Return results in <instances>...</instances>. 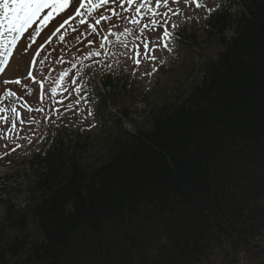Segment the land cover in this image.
I'll use <instances>...</instances> for the list:
<instances>
[{"label":"trees","instance_id":"1","mask_svg":"<svg viewBox=\"0 0 264 264\" xmlns=\"http://www.w3.org/2000/svg\"><path fill=\"white\" fill-rule=\"evenodd\" d=\"M227 1L205 35L216 56L158 79L134 132L109 76L96 154L93 134L60 131L0 175V264H236L264 239V0Z\"/></svg>","mask_w":264,"mask_h":264},{"label":"rangeland","instance_id":"2","mask_svg":"<svg viewBox=\"0 0 264 264\" xmlns=\"http://www.w3.org/2000/svg\"><path fill=\"white\" fill-rule=\"evenodd\" d=\"M110 1L111 0H109V2ZM139 3L140 0L138 4ZM168 4L170 8H173V10H175V12L177 13L173 18L172 23L178 25L185 23L186 25H184V27H194V30L187 31L195 34L197 40L196 45L201 47L203 51L201 50V52L198 54V48L196 47L195 51L190 53V55L187 56V52H182L180 58L176 59V57H174L173 48H169L168 50L162 48H155L152 50L145 48L141 50L140 48L139 53H132L127 58L124 56V59H128L126 70L129 73V76H127L126 78L127 81L124 80V82H121V85L123 87L125 86V89L127 91L122 90L123 97L119 95L118 101L123 98V105L130 107V109L132 110L130 117L135 118L134 121L136 120V122H139L140 116L144 113L142 111L143 113L140 112L139 114H135V112H139L144 109L145 105L143 106L142 96L154 90L156 86V79H162L163 81H166L167 77L173 74L174 80L176 78H181L182 74H184L183 70H185L189 66L191 67L192 63L202 62L206 57H215L216 52L219 51L218 43L213 41V43L209 45L210 43L208 42V39L202 33L201 26L206 25V12L202 6L195 8V10H192L191 8H189V6L184 5L182 9L181 0H177V2H172V0H169ZM117 6L118 10L121 11L122 7L118 4ZM123 7L127 8L128 6L125 3ZM107 8L108 4L103 8H97L95 10L97 12L101 11V13L109 16V13L104 12ZM129 11L130 13H132L133 9L129 8ZM144 14L146 13H141L140 16L142 17L144 16ZM135 19H140L139 15ZM162 20L164 21L165 17H162ZM116 27L121 26L118 25ZM154 27L155 25H150L147 30H144L143 26L133 23L128 26V29H126V33H122L119 35H117L118 33L115 34L116 37L121 36V39H127V36L130 34L132 36H136V39H131L129 42L138 43L141 47H145V45H148L149 42L153 41V39L159 37L160 31L156 30ZM141 28H143V31H141ZM112 29L114 28L112 27ZM51 31V29H46L44 32H42L36 44L46 39L50 35ZM75 34L72 35L75 37L69 44L75 45L74 48L76 49L73 52H76V54H82L83 52L89 50V47H86V49L83 50V48L87 44L84 43V33L81 34V32H79L78 35ZM225 34L228 38H230V36L233 34V31L228 30L225 32ZM27 42H29L26 44L28 47L29 44L31 45L34 42L33 36L32 38L30 37ZM55 42L57 41L52 40L48 46L52 48L53 46H55ZM60 47H62L64 50L65 44H62ZM209 47H211V49H209ZM95 55L96 54H93L87 59L86 63L75 68L65 77L64 86L61 90V97H58L56 93H54L53 96L51 94V91L47 88L48 86H53V83L50 81L53 79H50L49 77L48 80L45 79L42 75L38 74L36 75L34 83L35 85H38L39 83L41 84L40 92L38 93L39 97H36V93H33V80L26 81V75L24 77V80H18V84L15 82L17 80L10 81L9 87L7 89H2L6 85L5 83L0 84V100L4 97L6 98V94H9V92H11L14 93V95H11V98L17 97L26 103L14 106L13 104L6 102L5 99L3 101H0V160H6L8 158V155L6 154V150L8 148L15 149L11 154L15 159L14 162L5 164L0 161V175L14 173L16 174L19 170H24L25 167L27 168V165L23 162L27 161V159L32 155V151L40 146L42 137L50 131V127H47L48 123L52 121V118L59 116V124H67L69 125L68 128L75 131H81L84 128H89L92 126L94 119L92 117V114H89L91 113V106L86 100L87 93L85 91V89L87 88V74L83 76L82 69L84 66H90L92 71L96 70L98 72H94L96 76V84L100 85L102 82L100 78H104L106 76V72L109 70L108 66L110 64V62L106 64L104 59H101L99 61L100 57H97ZM153 56H155L156 59H152ZM22 58L24 57L21 56L15 58L13 68L8 73L9 78H13L16 75H20L22 73L23 65L20 63ZM137 60L140 61L139 64L136 63ZM191 61L193 62L190 63ZM40 63L42 66L43 61H41ZM48 65L54 66V69H56L54 63H50ZM69 66L70 64L62 65L61 68L66 69ZM168 68L172 71L168 72L166 76H162V72H166ZM45 70H41L40 67L39 72L44 71V74H47L48 76V71ZM66 72L67 70L62 72L59 77V81L60 79L62 80L64 78ZM87 72L89 73L90 70H88ZM2 75L3 73L2 71H0V77ZM23 76L24 75H21L20 77ZM53 76H55L56 78L57 72L54 71ZM69 77H71V79H69ZM193 77L194 75L190 74V76H188L189 81H192ZM129 78H131L134 83L126 85ZM30 88L32 89V92ZM60 89L61 85L59 86L58 91ZM131 89L132 91L130 93ZM162 90L166 91L165 88H163ZM164 99H166V97H164ZM27 108H30L31 111H29ZM54 112H57V114L55 115ZM44 113H47V115ZM19 120H21L20 126L17 125ZM125 126L130 131H133L136 128L135 123L134 125L132 123L128 125L125 123ZM94 130L95 131H93L91 134H93L94 136L92 137V140L95 142L94 144L96 145V147H93V149L90 150L92 152H95L91 153L90 155L96 154L98 151L97 149L102 145L100 138L98 139V136H96L98 127ZM83 136L90 135L85 134ZM98 140L100 141L99 145H97ZM85 154L87 153H82V156H84ZM85 157L88 158L89 155H85ZM16 199L19 205L23 204V195H19ZM2 215L3 209L0 206V218ZM257 244L258 245L255 248L239 252V258L237 257L236 264L261 263L264 260V239L259 240Z\"/></svg>","mask_w":264,"mask_h":264},{"label":"snow or ice","instance_id":"3","mask_svg":"<svg viewBox=\"0 0 264 264\" xmlns=\"http://www.w3.org/2000/svg\"><path fill=\"white\" fill-rule=\"evenodd\" d=\"M112 3L118 4L121 7L126 3L127 8L123 10L125 12L128 11L129 8H132L135 13L140 14L141 9L147 8L148 12L153 13L154 15H162L163 17H167L168 12H172L171 8H168L167 12H163L162 14L155 13V9L151 7V0H140L138 6L133 8L134 3L136 0H111ZM172 2H177V0H172ZM156 8L160 7L161 0H155ZM163 3L167 5L169 0H163ZM87 4L86 12H81V9L85 8ZM109 4V0H0V25L3 26V30L9 34H11V44L16 43V37L25 34V41L29 39L32 35V32L29 29L33 28V25L38 23L41 19H47L48 17L52 16L53 12L64 13L67 18L64 16H60V20L62 23L59 24V27H56L55 24L53 27L55 28V33H58L68 25L70 21L75 20L77 17L80 18V22L85 27H90L92 32L97 31V26L101 24V21H108L110 17L105 15L101 12H96V16L98 18L94 19V22L89 24L88 20L84 17L86 15L90 16L95 9L103 8L105 5ZM69 5H71V12H67ZM47 10V11H45ZM108 11L112 12L113 15H116L114 9H108ZM74 13L75 15H73ZM177 13L173 12V15ZM123 19L124 17H120ZM158 22L163 23V36L170 37V31L166 22L158 21L157 19H152L151 23L153 25L157 24ZM132 23L139 24L140 21L138 19L133 18ZM148 24H144L143 28H147ZM172 28L177 27V25L172 24ZM141 28V31H143ZM53 33V35L55 34ZM63 37H61L62 39ZM89 44L92 43L91 40L88 41ZM0 46H2V37H0ZM147 47V45H145ZM164 47H168V44L165 43ZM98 55V53H97ZM152 59H156L155 56ZM2 63V61H0ZM137 64L140 63L139 60L136 61ZM3 69H0L2 71ZM71 79V77H69ZM17 84L19 81H15ZM5 84H8L9 81H4ZM9 95H14V93L9 92ZM90 115L92 113H89ZM15 149H13L14 151Z\"/></svg>","mask_w":264,"mask_h":264},{"label":"water","instance_id":"4","mask_svg":"<svg viewBox=\"0 0 264 264\" xmlns=\"http://www.w3.org/2000/svg\"><path fill=\"white\" fill-rule=\"evenodd\" d=\"M260 264H264V260Z\"/></svg>","mask_w":264,"mask_h":264}]
</instances>
